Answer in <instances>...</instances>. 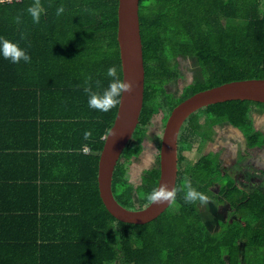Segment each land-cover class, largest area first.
Listing matches in <instances>:
<instances>
[{
  "label": "trees",
  "instance_id": "obj_1",
  "mask_svg": "<svg viewBox=\"0 0 264 264\" xmlns=\"http://www.w3.org/2000/svg\"><path fill=\"white\" fill-rule=\"evenodd\" d=\"M32 2L0 3V37L18 42L31 57L30 63L19 64L0 57V264H264V190L246 189L211 151L185 164L182 153L201 140L199 134L206 135L201 120L209 126L235 127L244 136L246 150L261 147L264 132L256 128L252 110L264 108V103L233 99L209 104L191 114L178 135L175 188L187 177L196 190L228 204L237 218H218L219 229L212 232L200 215L201 204L185 203L178 191L175 203L149 222L118 220L103 205L96 181L99 152L117 107L106 113L90 109L83 91L85 77L91 75L101 81L93 90L102 92L111 79L106 75L110 66H118L122 77L118 0H41L45 12L38 24L26 11ZM60 5L65 11L57 16ZM21 13L17 24L14 18ZM139 19L143 107L112 177L113 195L127 208L148 204L146 195L159 176L163 127L177 103L223 82L264 78V0H139ZM178 55L195 57L201 77L174 93L166 84L179 80ZM158 113L155 163L131 181L127 165L141 152L145 132ZM195 116L196 123L185 126ZM21 126L25 134L20 144L15 132ZM86 130L92 132L89 140L83 138ZM85 146L89 151L82 154ZM21 150L37 168L42 156L57 155L60 164L67 156L82 155L73 178L57 180L60 189L54 195L64 204L56 206V238L43 235L51 215L38 212L45 204L39 203L34 177L9 175L5 161ZM217 182L220 186L213 192L210 187ZM78 202L83 206H72Z\"/></svg>",
  "mask_w": 264,
  "mask_h": 264
},
{
  "label": "water",
  "instance_id": "obj_2",
  "mask_svg": "<svg viewBox=\"0 0 264 264\" xmlns=\"http://www.w3.org/2000/svg\"><path fill=\"white\" fill-rule=\"evenodd\" d=\"M116 37L121 79L131 81L133 90L130 93H122L121 103L117 106L112 125L107 131V133L111 131L113 134L109 135L107 140L104 139L99 152L97 187L103 205L116 219L141 224L155 219L171 203L127 208L117 201L112 191V177L116 163L133 136L143 107L145 71L140 35L139 0H118ZM233 99H247L264 103V78H244L223 82L196 91L172 108L160 138L159 176L156 187L161 184H165L169 188L176 186L178 135L186 119L209 104Z\"/></svg>",
  "mask_w": 264,
  "mask_h": 264
},
{
  "label": "rangeland",
  "instance_id": "obj_3",
  "mask_svg": "<svg viewBox=\"0 0 264 264\" xmlns=\"http://www.w3.org/2000/svg\"><path fill=\"white\" fill-rule=\"evenodd\" d=\"M178 75L179 80L171 79L166 84L168 91L177 93L180 87L194 78L201 77L200 69L195 57L178 55ZM177 70V68L175 69ZM167 104L163 102V112H166ZM255 126L264 132V108L255 107L252 110ZM200 116H198L199 118ZM203 119V118H202ZM160 114L156 116L155 123L146 130L144 140L142 142V150L134 159L133 163L127 165V176L131 181L140 179L142 170L145 166H150L155 163V150L158 144L157 131L160 128ZM194 121L196 123V116L188 119L185 126ZM203 122V130L206 135L199 134V139L194 141V146L190 150H183V163L193 162L204 153L203 151L212 150L218 151L220 162L228 166V172L235 177V179L243 183L248 190L254 187H260L264 190V145L259 148L249 147L246 150L245 139L242 133L235 127L227 123H219L217 125L209 126L207 121ZM234 134V135H233ZM233 135V136H232ZM205 136H209L206 144ZM212 139V140H211ZM220 182L210 187L213 192L217 191ZM209 197L208 205H201L200 215L207 228L215 232L219 229L217 219L231 220L238 217V214H232L230 206L223 202H218L215 198ZM252 248L249 247V251ZM241 252V251H240Z\"/></svg>",
  "mask_w": 264,
  "mask_h": 264
},
{
  "label": "clouds",
  "instance_id": "obj_4",
  "mask_svg": "<svg viewBox=\"0 0 264 264\" xmlns=\"http://www.w3.org/2000/svg\"><path fill=\"white\" fill-rule=\"evenodd\" d=\"M5 2V0H0V3ZM10 2V0H8ZM27 13L31 16V19L34 24L40 23L41 15L45 12L44 7L41 4V0H33L32 4L29 5L26 9ZM65 8L63 5H60L56 8V15L60 16L64 13ZM88 11H92L89 9ZM22 13L17 15L14 20L15 23L20 24ZM20 40H26V33H20ZM30 46V45H29ZM0 57L5 60L10 61L13 64H19L21 61L25 63L31 62V57L27 52L26 48H22L18 42L10 41L4 37H0ZM106 75L110 77L108 86L104 88L102 92L94 91L95 88L101 87V81L95 80L91 75L85 77V86L83 91L88 96V107L100 112H109L112 109H115L121 103L122 93L132 92L133 85L131 81L122 80L119 72V68L116 65L108 67ZM113 133L110 131L104 137L105 140L108 139L109 135ZM92 137V132L86 130L83 134L85 140H89ZM178 191L184 193L183 200L188 204H195L199 202L201 205H208L209 197L196 190L192 186V182L187 177L184 179L183 185L181 188L177 189L175 187L169 188L165 184H161L159 187L152 189L150 193L146 195L148 201V206L151 204H163V203H175Z\"/></svg>",
  "mask_w": 264,
  "mask_h": 264
},
{
  "label": "crops",
  "instance_id": "obj_5",
  "mask_svg": "<svg viewBox=\"0 0 264 264\" xmlns=\"http://www.w3.org/2000/svg\"><path fill=\"white\" fill-rule=\"evenodd\" d=\"M24 126L19 127L15 134L18 132V142L20 144L22 143V137H24L25 134V128L21 130V128ZM22 153L19 155H16L11 160L5 161V163H9V175H12L14 177H23V176H31L34 177V181L37 183V191L38 192V198L39 203L41 205L45 204L43 209L41 207L40 216L43 214L47 215L50 214L51 218L47 221L44 226V236L52 238L57 237V234H59V226L56 225V220L58 219L59 211L56 210V206L60 203L58 198L54 195V191L56 188L60 189V185L58 183L59 181H62L63 178H73L75 174V167L79 166L82 158V155L79 153L67 156L65 159L66 161L60 162L58 164V156L57 155H51L50 158L48 156L45 157H39L40 159V166L37 168L36 164H33L31 162H28L26 154L21 150ZM87 152L82 151V154H86ZM42 160V161H41ZM67 163H69V168ZM98 163V162H97ZM72 180V179H71ZM96 181H97V175H96ZM75 205V206H74ZM73 207H80L83 206L80 202L73 203ZM57 214V218L55 215ZM56 227V228H55ZM51 244L55 243L53 241H50Z\"/></svg>",
  "mask_w": 264,
  "mask_h": 264
},
{
  "label": "flooded vegetation",
  "instance_id": "obj_6",
  "mask_svg": "<svg viewBox=\"0 0 264 264\" xmlns=\"http://www.w3.org/2000/svg\"><path fill=\"white\" fill-rule=\"evenodd\" d=\"M217 124H219V123H216V124H213V125H217ZM227 124H228V123H227ZM213 125H212V126H213ZM203 131H204V130H203ZM204 133H205V132H204ZM233 135H234V134H233ZM233 135H232V136H233ZM208 139H209V136H207V140H206V141H208ZM211 140H212V139H211ZM203 144H206V143H203ZM258 148H259V147H258ZM208 151H211L214 155L217 156V158L220 157L218 151H215V152H214V151H212V150H207V151H203V152L205 153V152H208ZM204 153H203V154H204ZM203 154H202V155H203ZM202 155H201V156H202Z\"/></svg>",
  "mask_w": 264,
  "mask_h": 264
},
{
  "label": "built area",
  "instance_id": "obj_7",
  "mask_svg": "<svg viewBox=\"0 0 264 264\" xmlns=\"http://www.w3.org/2000/svg\"><path fill=\"white\" fill-rule=\"evenodd\" d=\"M8 1V0H7ZM11 1V0H10ZM83 151H85V152H88L89 151V148L87 147V146H85L84 148H83Z\"/></svg>",
  "mask_w": 264,
  "mask_h": 264
}]
</instances>
